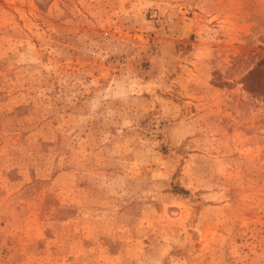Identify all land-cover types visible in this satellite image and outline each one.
Masks as SVG:
<instances>
[{"label": "rangeland", "instance_id": "1", "mask_svg": "<svg viewBox=\"0 0 264 264\" xmlns=\"http://www.w3.org/2000/svg\"><path fill=\"white\" fill-rule=\"evenodd\" d=\"M264 0H0V264H264Z\"/></svg>", "mask_w": 264, "mask_h": 264}, {"label": "trees", "instance_id": "2", "mask_svg": "<svg viewBox=\"0 0 264 264\" xmlns=\"http://www.w3.org/2000/svg\"><path fill=\"white\" fill-rule=\"evenodd\" d=\"M242 82L249 94L264 99V57L243 78Z\"/></svg>", "mask_w": 264, "mask_h": 264}]
</instances>
